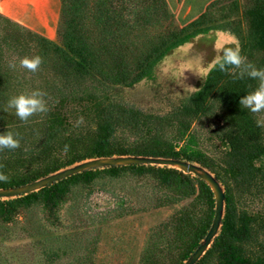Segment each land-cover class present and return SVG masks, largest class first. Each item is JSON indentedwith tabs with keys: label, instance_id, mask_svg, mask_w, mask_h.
<instances>
[{
	"label": "trees",
	"instance_id": "obj_1",
	"mask_svg": "<svg viewBox=\"0 0 264 264\" xmlns=\"http://www.w3.org/2000/svg\"><path fill=\"white\" fill-rule=\"evenodd\" d=\"M142 1L144 3L146 0ZM142 1L60 0L55 39L21 26L0 14V18L9 25L7 30H0V133L20 132L7 108L8 90L18 81L15 70L9 67L10 63H15L16 58L39 55L43 60L40 69L56 80L49 86L46 94L49 110L43 114L41 136L35 140L19 133V148L0 151V164L4 165L0 171L9 176V181L0 182V187L21 185L82 160L107 155L185 159L208 169L223 183L214 163L198 147L197 136L192 130L194 123L213 111L221 117L222 124L226 127L223 135L230 158L227 171L236 180H241V184L252 185L249 179L251 174L258 175L264 183V171L253 165L254 159L264 155L261 128L253 113L239 105L240 98L255 89L258 81L248 77L234 79L218 69L212 70L202 85L173 109L170 126L174 128L170 137L165 136L153 120L134 115L139 120V137L143 139L139 145L117 142L118 127L132 124L125 116H115V112L112 113L110 105L101 96V91L106 88L135 84L171 48L209 28L230 30L236 34L240 38L242 55L258 68H264V0H245L241 10L242 16L248 21L245 34H241L234 18L227 20L225 24H217L216 19L205 9L190 22L178 29H171L164 36L150 42L140 52L136 40L142 17L140 9H144L143 14H146L143 15L144 25L151 23L149 8L153 7L154 1H161L159 10L167 14L164 0H148L141 5ZM6 49L11 52L10 63L5 61ZM12 55H16L15 58ZM69 102L77 104L83 112L94 113L92 133L65 132L66 114L62 110ZM65 145L68 146L67 151L64 150ZM144 166L145 164H131L101 169ZM147 166L166 185L190 190L198 184L206 191L207 209L196 226L189 209L179 210L171 220L172 233L182 243L181 253L171 264H182L211 223L214 213L211 190L192 173H184L167 165ZM98 169L100 168L83 170L37 190L2 201L8 203L24 199L30 202L40 199L51 211L55 201L66 191L68 180L77 177L88 179ZM255 220L256 217L251 214L236 215L233 195L226 187L220 228L205 252L216 249L224 264H264V256H247L239 246L240 242L250 238ZM202 256L195 264H201Z\"/></svg>",
	"mask_w": 264,
	"mask_h": 264
},
{
	"label": "rangeland",
	"instance_id": "obj_2",
	"mask_svg": "<svg viewBox=\"0 0 264 264\" xmlns=\"http://www.w3.org/2000/svg\"><path fill=\"white\" fill-rule=\"evenodd\" d=\"M32 2L36 5L38 15H45L49 0ZM164 2L167 14L159 10L161 1H154L153 7L149 8L151 23L148 25H144L143 15L146 14H143L144 9H140L142 17L136 34L140 52L171 29H178L196 18L204 8L216 19L217 24H225L234 18L241 34H245L248 29V21L241 12L245 0ZM144 3L142 1L141 5ZM50 4L48 22L44 25L41 21L38 29L0 14L55 39L60 0H50ZM225 15L227 17H223ZM8 27L7 22L0 18V30L3 32ZM222 31L209 28L199 32L171 48L135 84L118 85L101 91L102 99L110 105L112 113L125 116L133 125L118 127L117 142L142 144L143 139L139 137L140 131L137 129L139 120L134 116L137 114L141 118L153 120L165 136H171L174 128L170 126L173 109L196 90L192 87L199 88L205 78H200L190 70H185L182 78L178 71L165 73L164 70L170 63L178 68L189 61L195 63L198 58L201 63L197 68L206 70L219 54L215 42ZM223 32L235 35L240 43V38L230 30ZM185 48H188L187 53L184 52ZM4 54L6 63H10V50L6 49ZM13 56L15 58L16 55ZM19 61L20 58H16L14 69L18 81L9 88L8 98L37 89L48 94L49 86L56 80L43 69L32 73L21 68ZM45 100L47 102L46 95ZM8 110L20 134L35 140L41 136L43 114H37L24 122L15 115L14 109ZM62 111L66 114L65 132H93L95 116L92 111L83 112L73 102L67 103ZM81 116L84 124L77 127V118ZM253 116L256 122L264 121V113ZM260 128L264 142V127ZM192 130L197 136L198 147L210 158L216 172L220 174L223 183L219 182L223 190L227 187L233 195L236 215L247 213L256 217L250 238L239 243L241 250L247 256H264V183L258 175L251 174L249 179L252 185L241 184V180H236L227 171L230 158L223 135L226 127L215 111L194 123ZM147 165L115 170L100 168L88 179L77 177L68 180L66 191L55 201L51 211L40 199L30 202L16 199L5 203L2 200L8 198L0 197V264H171L182 249L181 241L172 233L171 220L179 210L189 209L196 226L207 209L206 191L198 184L190 190L166 185ZM253 165L264 171V155L254 159ZM212 198L214 200L213 193ZM205 251L201 255V264H224L216 249Z\"/></svg>",
	"mask_w": 264,
	"mask_h": 264
},
{
	"label": "clouds",
	"instance_id": "obj_3",
	"mask_svg": "<svg viewBox=\"0 0 264 264\" xmlns=\"http://www.w3.org/2000/svg\"><path fill=\"white\" fill-rule=\"evenodd\" d=\"M190 48V46H189ZM215 49L218 55L209 63L206 70H199L197 65L201 63L198 58L195 63L189 61L187 65L177 68L176 65L169 64L165 68V73L169 71H178L180 78L184 76L185 70H190L197 74L200 78H205L212 70H219L220 72L231 75L234 79H243L248 77L249 79L258 81V86L251 92L242 96L239 100V105L245 109H248L253 114L264 113V68H258L255 64L247 60V57L242 55V49L238 38L229 32H220L215 42ZM188 48L184 49L187 53ZM42 57L35 55L32 57L25 56L20 59V67L26 69L29 72L35 73L38 71L42 64ZM9 67L16 68L15 63H10ZM194 90L198 89L192 87ZM45 93L41 90H32L30 93H20L12 96L7 102L8 109H14L15 115L24 122H27L30 117L37 114H44L48 112V105L45 100ZM84 124V118L78 117L76 121L77 127ZM257 125L264 127V121L258 120ZM19 133L7 131L0 133V151L5 149L15 150L20 147ZM68 146L65 145V151ZM4 165L0 164V169H3ZM9 176L3 171H0V182L7 183Z\"/></svg>",
	"mask_w": 264,
	"mask_h": 264
},
{
	"label": "water",
	"instance_id": "obj_4",
	"mask_svg": "<svg viewBox=\"0 0 264 264\" xmlns=\"http://www.w3.org/2000/svg\"><path fill=\"white\" fill-rule=\"evenodd\" d=\"M131 164H157L175 167L184 173H192L199 177L211 189L214 197V213L211 223L196 248L182 263L195 264L211 243L213 237L217 234L220 228L224 208V190L219 180L208 169L196 162L174 157L147 155H107L93 157L61 168L21 185L0 187V197L11 198L26 194L83 170Z\"/></svg>",
	"mask_w": 264,
	"mask_h": 264
},
{
	"label": "crops",
	"instance_id": "obj_5",
	"mask_svg": "<svg viewBox=\"0 0 264 264\" xmlns=\"http://www.w3.org/2000/svg\"><path fill=\"white\" fill-rule=\"evenodd\" d=\"M204 10L205 8L201 12ZM0 12L12 19L28 25L33 29H38L41 21L43 22L41 24H47L48 16L51 12V4L49 0V5L46 9L45 15L39 16L36 5L32 2V0H0Z\"/></svg>",
	"mask_w": 264,
	"mask_h": 264
}]
</instances>
